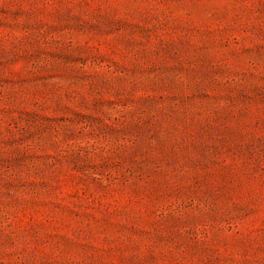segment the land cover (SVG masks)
Listing matches in <instances>:
<instances>
[{
  "label": "rangeland",
  "instance_id": "1",
  "mask_svg": "<svg viewBox=\"0 0 264 264\" xmlns=\"http://www.w3.org/2000/svg\"><path fill=\"white\" fill-rule=\"evenodd\" d=\"M0 264H264V0H0Z\"/></svg>",
  "mask_w": 264,
  "mask_h": 264
}]
</instances>
